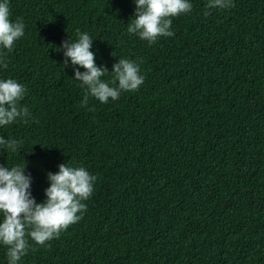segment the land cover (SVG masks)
<instances>
[{
    "label": "trees",
    "instance_id": "16d2710c",
    "mask_svg": "<svg viewBox=\"0 0 264 264\" xmlns=\"http://www.w3.org/2000/svg\"><path fill=\"white\" fill-rule=\"evenodd\" d=\"M189 3L150 45L127 31L134 0H8L25 30L0 46V80L25 86L30 116L0 126L23 141L0 146V166L26 164L37 203L62 163L97 177L82 218L44 246L29 240L18 264H264V0ZM77 29L104 81L127 58L140 88L81 106L74 68L85 69L62 65Z\"/></svg>",
    "mask_w": 264,
    "mask_h": 264
},
{
    "label": "clouds",
    "instance_id": "9594fccd",
    "mask_svg": "<svg viewBox=\"0 0 264 264\" xmlns=\"http://www.w3.org/2000/svg\"><path fill=\"white\" fill-rule=\"evenodd\" d=\"M135 19L127 25L130 34L147 41L150 45L160 37H171L172 17L189 13L192 4L189 0H134ZM234 6L232 0H209L207 8L227 9ZM207 14V13H206ZM8 0L0 3V46L11 52L16 40L24 35L22 19L10 20ZM75 42L69 38L62 43L65 60L63 67L78 65L84 72L74 68V79L81 82L85 94L81 106L86 107L89 96L101 103L109 98L117 100L121 92H132L140 88L145 77L140 65L133 60L120 58L112 66L110 81L102 79L108 69L97 66L92 48L93 39L85 32L76 30ZM0 66L7 68V61L0 54ZM26 94L24 85L8 78L0 80V126H8L18 120H26L30 113L20 101ZM23 141L0 137V146L15 153ZM24 166L11 168L0 166V245L7 248L8 264H18L31 247L29 240L44 246L46 242L59 238L60 233L78 222L86 211L84 201L94 192L97 177L84 167H73L66 163L58 166L56 173L48 172L50 186L45 189L47 199L37 203L32 197L31 175H25Z\"/></svg>",
    "mask_w": 264,
    "mask_h": 264
}]
</instances>
